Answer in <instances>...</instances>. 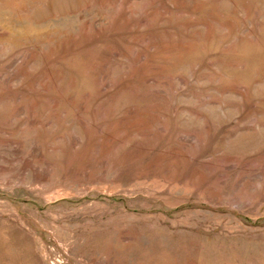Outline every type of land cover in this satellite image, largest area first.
Listing matches in <instances>:
<instances>
[{
    "label": "rangeland",
    "instance_id": "374dc122",
    "mask_svg": "<svg viewBox=\"0 0 264 264\" xmlns=\"http://www.w3.org/2000/svg\"><path fill=\"white\" fill-rule=\"evenodd\" d=\"M0 264H264V0H0Z\"/></svg>",
    "mask_w": 264,
    "mask_h": 264
}]
</instances>
